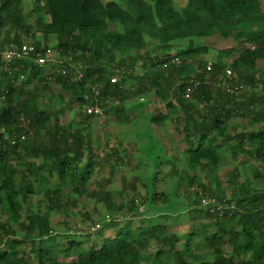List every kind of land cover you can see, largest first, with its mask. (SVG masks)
I'll list each match as a JSON object with an SVG mask.
<instances>
[{
    "label": "trees",
    "instance_id": "obj_1",
    "mask_svg": "<svg viewBox=\"0 0 264 264\" xmlns=\"http://www.w3.org/2000/svg\"><path fill=\"white\" fill-rule=\"evenodd\" d=\"M235 31L238 46L211 59L192 40L173 44ZM51 37L65 76L29 59L7 70L0 59V264H264L262 0H32L27 10L23 0H0L2 42L26 38L43 54ZM74 70L83 75L72 82ZM50 82L85 120L98 105L129 122L137 151L99 157L85 127L61 124L51 99L37 104ZM147 92L163 107L149 110ZM168 122L162 142L155 131ZM105 167L130 170L131 182L93 187Z\"/></svg>",
    "mask_w": 264,
    "mask_h": 264
},
{
    "label": "rangeland",
    "instance_id": "obj_2",
    "mask_svg": "<svg viewBox=\"0 0 264 264\" xmlns=\"http://www.w3.org/2000/svg\"><path fill=\"white\" fill-rule=\"evenodd\" d=\"M32 0H23V6L27 10L30 8ZM178 4H185V0H176ZM184 1V2H183ZM183 2V3H182ZM122 4V2L120 1ZM262 9L264 10V0H262ZM240 37L237 36V31H235L233 34L229 36H222L220 34L210 36V37H203V38H192V39H183V40H177L174 41L173 44L175 46L180 47L181 49L188 48V43L190 40H192V45L195 47H206L209 49V52L205 55H203V58L211 59V57L216 56V53L221 50H226L230 48H235L240 43ZM47 48L54 49V54L56 55L55 58H57V54L55 51L54 45H56V39L54 37L49 38L47 43H45ZM175 53V50L172 51V54ZM237 53L234 52L230 58H228V61H231L232 58H236ZM72 62V61H71ZM73 67H77L79 65V61L74 60L71 63ZM257 68L260 74L264 75V59H260L257 61ZM51 68H47V71L49 72ZM51 81V80H50ZM131 86L132 84H128ZM36 86V83L29 82L26 87L29 90H32ZM50 91L45 93V96L39 97L37 99V104L41 107H45L47 105L48 99H51L52 104L55 106V108H59V122L61 124H66L69 122H73L74 124L80 126H83L86 128V131L89 133L91 139L93 148L95 150V153L99 155V157H103L105 155L112 154L115 150H125L127 155H131L133 152L137 151V143L134 139V128L129 122L121 123L117 119L114 118L112 115L105 114V111L101 108V114L92 116L90 119L85 120L84 113L82 109H77V103L76 102H69L70 93L68 91H63L59 84L56 83H49ZM148 93V92H147ZM146 93V102L148 105V109L151 111H154L158 107H163L160 102L154 97L152 92ZM61 95L62 101L58 99V96ZM1 103V98H0ZM160 108V109H161ZM156 111V110H155ZM241 125L245 124L244 120L240 119ZM175 122H168L164 131L159 132L155 131V134H159L160 140L162 142L165 140L166 142L167 137H164V134L167 135L168 132L172 131L174 129ZM177 138H175V141L173 143H176ZM124 154V152H123ZM227 169H223L220 171L221 176V182L222 186L226 185L224 182L225 177H223L225 171ZM131 171L128 169H122L120 171L115 172L113 175L107 171V168L105 167L104 171L102 173H99L95 178L93 179V187H95L96 184L101 183L103 186H105L108 189H111L113 191H119L123 188V180L127 179V181L131 182ZM199 175L202 177L201 171H199ZM127 182V183H128ZM124 194L128 193L131 194V188L129 185L124 186ZM124 194L122 196L117 197L118 202L124 201ZM201 196V195H200ZM35 197L32 198V203L35 202ZM92 204H88V207H91ZM81 208V204H79L78 207H73V213L76 212L77 216H75V221L81 220V216L79 215V209ZM144 209L143 207L140 208V210ZM104 213V212H103ZM4 214V213H3ZM3 214H0L2 216ZM53 220L59 221V227L61 229L66 228L65 225H62L61 221H64L66 217H64L61 213H53L52 214ZM94 220H98L96 216H94ZM77 225V224H76ZM82 225V224H80ZM88 229L91 231H94L96 229V226L93 224H90V221H87L84 224Z\"/></svg>",
    "mask_w": 264,
    "mask_h": 264
},
{
    "label": "built area",
    "instance_id": "obj_3",
    "mask_svg": "<svg viewBox=\"0 0 264 264\" xmlns=\"http://www.w3.org/2000/svg\"><path fill=\"white\" fill-rule=\"evenodd\" d=\"M35 52H36L35 45L31 40H27L26 38H23L20 43H15L13 41H9L5 43L0 40V59L3 61L7 70H10L11 63L20 62L24 59H29L35 62L36 64H40V65H47L49 67L55 65L58 67L57 69L58 72H60L64 76L67 75L64 59L59 57L58 54H57V58H55L56 55L54 54V49L52 48L49 49L46 47L45 52L43 54H36ZM173 61L178 62V59L176 58ZM207 69L208 70L210 69V65L207 66ZM225 74L228 78L234 76L232 70L229 68L225 70ZM82 75H83L82 72L78 70H74V72L70 74L69 80L74 82L80 79ZM20 78H23V76L21 75ZM49 79H51V77H49ZM117 80L118 77L116 75L111 76L110 78L111 83H114ZM190 90L191 88L187 87L186 97H188ZM95 94L96 95L98 94L97 89H95ZM86 112L93 114H101V109L99 108L98 105H93V106H88L86 108ZM201 202L202 205L205 208H208L210 211L214 209L213 207L214 205H212L213 204L212 199L202 198ZM216 208L221 209V206L218 205Z\"/></svg>",
    "mask_w": 264,
    "mask_h": 264
}]
</instances>
